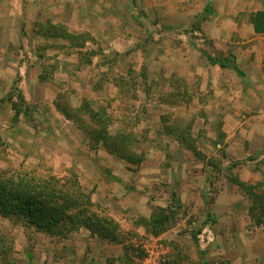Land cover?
Masks as SVG:
<instances>
[{"label":"rangeland","instance_id":"rangeland-1","mask_svg":"<svg viewBox=\"0 0 264 264\" xmlns=\"http://www.w3.org/2000/svg\"><path fill=\"white\" fill-rule=\"evenodd\" d=\"M59 2L43 8L23 1L25 33L19 39H15V14L9 7L0 8V171L62 180L76 176L91 195L94 212L119 225L121 239L111 242L91 235L90 245L82 237L86 230L66 238L50 237L19 218L0 216L1 230L14 243V264H148L157 252L158 259L151 257L154 264H227L218 254L212 255L221 227L233 224L235 217L237 224L254 232L264 230L249 214L246 193L230 181L238 178L248 185L264 181V159L259 160L264 146L248 139L237 142L240 131L255 129L254 122L243 125L252 111H244L235 101V106H219L212 79L207 93L196 77L164 72H172L173 60L161 59L163 47L180 45V36L189 32L190 25H159L157 13L141 9L139 0ZM109 2L120 20L99 25L112 28L114 41L93 23L100 8L108 10ZM87 19L93 24H86ZM47 23L88 34L94 43L77 50L65 40L47 39L39 34ZM190 37L206 61L209 54L223 58L205 37ZM170 53H165L168 58ZM229 75V84L235 77L237 86L241 80L232 71ZM43 76L52 80L43 82ZM16 81L34 108L28 119H17L7 102ZM236 86L228 90L235 100ZM47 89L53 102L40 105ZM59 94H65L61 102L73 108L88 99L95 109H107L111 134L131 136V148L144 155V162L132 166L103 146L91 148L77 124L57 111ZM227 115H235L233 126L225 121ZM82 118L89 124L86 116ZM188 148H196L201 160ZM159 210H166L172 222L155 237L149 224ZM212 256L214 260L207 262Z\"/></svg>","mask_w":264,"mask_h":264},{"label":"crops","instance_id":"crops-1","mask_svg":"<svg viewBox=\"0 0 264 264\" xmlns=\"http://www.w3.org/2000/svg\"><path fill=\"white\" fill-rule=\"evenodd\" d=\"M23 1H30L32 6L38 5L37 7L43 8L60 3L59 0H54L50 4L46 2L47 0H0L1 9L9 7L15 14L14 30L18 34V38L15 39H19V36L25 33L22 19ZM109 3L111 5L108 6L107 11L100 8L101 12L97 15V19L94 18L95 25L118 24L120 19L115 13L116 6L112 2ZM139 3L141 9L153 10L157 13L159 25H173L179 28L191 26L188 33L184 32L180 36L182 39L180 45L170 44L163 47L164 54L161 59L173 60L172 72H170L171 70L164 72L175 73V76H190V80L196 77L197 81H202L204 85L201 88L206 91L213 81L214 96L219 97V100L213 101V103L216 102L219 106L230 103L235 106L237 103L242 106L244 111L253 113V116L243 118L245 120L243 125L254 122V131L250 133L249 130H245L248 136L240 131L241 134L240 132L237 134V142H245L248 139L256 146L258 142L264 146V33H257L250 20L252 14L264 13V0H139ZM60 5L63 8L66 6L65 3ZM203 16L206 18L200 22V30L193 31L194 23ZM130 20L133 22L134 18L131 17ZM91 21V19H87L85 23L91 24ZM63 24L66 23L63 22ZM100 29H103V33L109 41L115 40L112 28L107 29L100 26ZM1 31L2 34L6 33L3 29ZM93 35L96 37V32ZM190 36L205 37L213 51L223 58L235 57L237 67L244 73V77H240L234 72L241 80L237 86L235 77L232 78L233 84H229V76H232L229 73L232 70L210 65L199 49V45L193 43ZM115 43H111V46H114ZM168 52H171L169 58L166 56L168 54H165ZM27 70L28 68L24 67V71L27 72ZM22 71L23 69L19 70L20 77H23ZM227 76L228 79H226ZM235 86L237 87V100H235V95L229 96L228 94V90L235 89ZM52 95V91L47 89L45 97L39 101L40 105L49 106L52 104ZM234 101L236 103H233ZM234 116L227 115L225 121H228L229 126H233ZM263 159L264 155L259 158V160ZM257 179H259L258 176H255V180ZM233 219L231 221V223L234 222L233 224L221 227L219 236L216 238L214 246L212 245V255L215 257L218 254L222 257L221 260L227 264H264V230L254 232L245 224H237L235 217ZM82 237H87L89 244H92V238H89L91 237L90 232L86 231ZM213 260L212 256L206 261Z\"/></svg>","mask_w":264,"mask_h":264},{"label":"trees","instance_id":"trees-1","mask_svg":"<svg viewBox=\"0 0 264 264\" xmlns=\"http://www.w3.org/2000/svg\"><path fill=\"white\" fill-rule=\"evenodd\" d=\"M193 25V31L200 30V22ZM257 33H264V13L258 12L250 17ZM24 32V31H23ZM40 35L51 40H65L73 49L81 50L94 40L88 34H73L63 25L47 23L41 28ZM209 64L230 69L240 77L244 73L235 65L233 56L227 58L205 55ZM49 77H41V81L49 82ZM65 94H59L55 102L57 111L67 120L77 124L84 133L91 148L103 146L111 155L139 167L145 160L143 154H137L131 147L132 137L122 133L111 134V116L107 109H95L94 101L82 99L79 108H73L61 101ZM15 117L30 118L33 107L27 102L16 81L8 95ZM86 116L89 124L82 117ZM201 160L196 148H188ZM231 183L243 190L251 201L249 214L258 226H264V181L248 185L238 178H230ZM175 197V196H174ZM91 195L86 193L76 176L62 180L54 175L38 176L32 173L14 174L0 171V216L3 218H19L24 224L37 232L50 237H69L75 232L86 230L92 236L111 242H119L121 234L119 225L113 220L101 217L93 210ZM172 214V213H171ZM174 217V215L172 216ZM171 215L166 210L155 212L149 224L150 232L158 237L171 226ZM14 243L0 228V264H14L11 257Z\"/></svg>","mask_w":264,"mask_h":264},{"label":"built area","instance_id":"built-area-1","mask_svg":"<svg viewBox=\"0 0 264 264\" xmlns=\"http://www.w3.org/2000/svg\"><path fill=\"white\" fill-rule=\"evenodd\" d=\"M154 252V251H153ZM159 253L160 252H157L156 254H154V253H152L151 254V256H150V259L148 260V264H154L155 262V260H153L151 257H152V255L154 254L155 255V259H158V257H159Z\"/></svg>","mask_w":264,"mask_h":264}]
</instances>
